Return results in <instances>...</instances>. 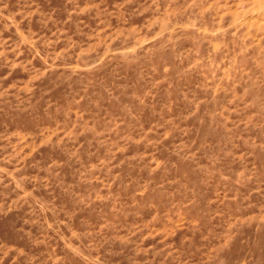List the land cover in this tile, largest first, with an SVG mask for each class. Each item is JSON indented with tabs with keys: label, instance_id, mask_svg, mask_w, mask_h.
<instances>
[{
	"label": "rangeland",
	"instance_id": "1",
	"mask_svg": "<svg viewBox=\"0 0 264 264\" xmlns=\"http://www.w3.org/2000/svg\"><path fill=\"white\" fill-rule=\"evenodd\" d=\"M0 264H264V0H0Z\"/></svg>",
	"mask_w": 264,
	"mask_h": 264
}]
</instances>
